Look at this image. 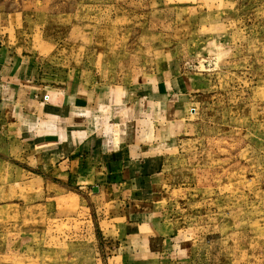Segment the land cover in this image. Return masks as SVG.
Segmentation results:
<instances>
[{"label": "rangeland", "instance_id": "obj_1", "mask_svg": "<svg viewBox=\"0 0 264 264\" xmlns=\"http://www.w3.org/2000/svg\"><path fill=\"white\" fill-rule=\"evenodd\" d=\"M0 19L45 85L118 88L158 149L150 192L97 199L0 148V264H132L113 225L148 219L159 264H264V0H0Z\"/></svg>", "mask_w": 264, "mask_h": 264}, {"label": "crops", "instance_id": "obj_2", "mask_svg": "<svg viewBox=\"0 0 264 264\" xmlns=\"http://www.w3.org/2000/svg\"><path fill=\"white\" fill-rule=\"evenodd\" d=\"M9 28L0 19V148L33 162L47 177L92 184L97 199L108 190L150 192L147 182L154 179L158 149L151 148L154 129L148 125L144 136L139 133L140 107L125 103L118 88L96 93L87 79L75 80L79 86L69 81L63 87L45 85L44 76L11 42ZM113 113L134 120L132 127L126 125L131 134L123 129L124 122L108 120ZM118 224L111 232L123 242L126 259L140 257L132 264L162 261L158 245L166 238L165 224L156 219Z\"/></svg>", "mask_w": 264, "mask_h": 264}]
</instances>
